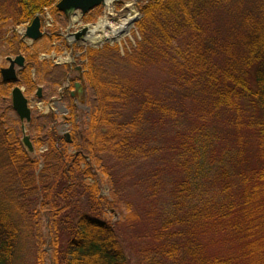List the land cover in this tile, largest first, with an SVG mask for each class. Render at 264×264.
<instances>
[{
    "label": "trees",
    "instance_id": "trees-1",
    "mask_svg": "<svg viewBox=\"0 0 264 264\" xmlns=\"http://www.w3.org/2000/svg\"><path fill=\"white\" fill-rule=\"evenodd\" d=\"M57 1L16 0L0 23L30 22L45 9L58 15ZM227 8L238 12L244 31L221 37L215 16ZM254 11L244 0L142 3L135 47L123 54L116 45L86 50L87 120L81 128L69 102L70 143L54 129L56 116L45 117L48 125L32 118L34 153L45 148L34 158L0 82V264H16L26 239L34 242L35 264H129L118 223L102 219L117 204L102 196L95 176L106 179L114 198L120 180L108 162L156 158L163 168L150 174L155 189L147 200L156 202L141 218L149 244L138 252L139 264H264V3ZM8 43V55L30 50L14 35ZM28 57L29 74L47 63ZM149 68L164 76L171 95L141 88L138 75ZM67 72L53 68L46 76L61 85ZM17 85L35 87L31 74L20 75ZM221 113L230 116V137L212 129ZM148 124L153 131L169 126L174 143H156L144 130ZM241 128L251 136L244 139ZM162 170L171 172L166 181Z\"/></svg>",
    "mask_w": 264,
    "mask_h": 264
},
{
    "label": "rangeland",
    "instance_id": "rangeland-1",
    "mask_svg": "<svg viewBox=\"0 0 264 264\" xmlns=\"http://www.w3.org/2000/svg\"><path fill=\"white\" fill-rule=\"evenodd\" d=\"M15 1L16 0H0V14L3 15L2 18L10 16L11 9L14 8L13 6ZM146 1L150 0H114L112 2L113 10L111 11V14L114 17L112 20H110V23L112 25L117 24L119 22V18L125 16L126 14H130L131 16H141L139 12V6ZM263 3L264 0H244V6L250 11L248 13H252L253 15L256 14V12L254 11L256 9V6ZM251 5L253 6L251 7ZM107 14L109 13L106 7L100 8L99 11H95L93 12V14H91V21H94L89 23H86V21H82V23L86 25L97 24L98 20L104 18ZM216 14V27L220 31L221 37L227 36L231 29H234L237 33H241L244 31V28L241 26L238 12H236L235 9L227 8L217 12ZM50 17L51 21L54 22V27L49 28L45 31L52 35V33L54 32L55 34L57 28L61 25L63 26L64 23L62 22L63 19L57 14H54L53 16L51 12ZM136 23L137 22H135V24L133 25L130 37H127L120 42L105 44L117 45L121 54H123L125 51H130L132 47H135L137 41L140 40V36L135 27ZM45 24L46 23L44 22V26ZM23 28L24 26H14V24L11 23L9 19L5 20L3 23H0V32H2L3 37L2 40L0 39L1 68H5L7 66L5 58H14V56L7 54V52L9 53V49L7 51V46L9 45L8 41L12 37L13 33L17 38L18 36H21L20 34ZM106 32H109V30H106ZM54 38L55 37L52 36L51 40L50 38L46 37L34 44H31V42L25 40V44H27L30 48V52H25V54L36 55L39 62H41L43 60L42 57L45 56V60L47 62L42 66L36 65V68H33L30 72L31 78L35 83L34 89L31 91H27L24 87L21 88L23 90L24 96L29 101V106L31 107V116L35 119H38L37 123H43L46 125L49 124V118L45 119V116L48 113L47 111L49 103L51 102V100H53L52 98H59V93L67 84V82L63 81L61 85H54L52 83L53 77L51 75H46L54 67L59 68L55 64H63L64 62H69V60H71L70 54H68V50L65 48V46H63V51V49H61L60 47L61 42L58 39L54 40ZM57 49H60L59 53H56ZM51 61L54 63V66ZM56 73L59 74L60 70L58 69ZM70 76L75 77V73H71ZM138 79L141 84V88L145 89L149 96L159 97L164 95H171L172 93L169 86L167 85V82L164 79V76L161 75L156 69H144L138 75ZM37 88H41L42 92L41 102L43 104L40 106V109L37 108ZM7 90H9V87L7 88ZM3 102L5 106H8V99ZM76 104L77 112L75 113V115H77L76 118L80 127L83 128L84 122L87 120L86 113L88 112V106L86 105V96H84L80 100V102L77 101ZM3 105L0 106V112L4 107ZM60 106L66 107L63 102H60ZM48 115L53 116L54 112L49 113ZM9 116L11 118H15L14 114L12 113H10ZM54 116L57 117L56 125L54 126L57 134L64 137V135L71 132V124L65 120L60 110H58V112H56ZM229 117L230 116L228 113H221L216 121L212 119V129L222 136L225 135L227 137H230L231 134L235 133V130L229 124ZM149 126V124L145 125L144 130L147 131L148 135H151V133L153 132V139L156 143L161 142L163 145H167L170 142L174 143V132L170 129L169 126H162L161 128L157 126L156 128H154V131L153 128H149ZM26 128V135L30 136L31 139L35 137L34 131H32L31 129L28 130V127ZM240 134L244 137V139H247V137L251 136L252 133L245 128H241ZM20 136L22 137V135ZM248 146L250 151L254 150L255 141H249ZM68 150L69 152H71L70 148ZM44 152L45 148L39 149L37 153H32L30 154V156L31 158H34L39 156V154H43ZM254 158L255 157H253V155H250L249 157L250 160H254ZM156 159H153L152 162L151 160H144L137 163L119 161L108 162V165L111 169L110 175L113 178L120 180V186H117L119 192L114 195V198L109 195V185H107L106 179L100 174H97L95 176L96 181L99 183L102 196L106 197L110 202H113L114 200L117 204L114 209L108 210L105 213L106 215H103L104 217L102 216V219H106V221L112 224L118 223L119 239L127 255L129 264H139L137 260V254L142 247L149 244V241L147 243L146 240L141 238L146 227L144 221H142L141 218H144L143 211L146 210L149 205H154V201L156 202V197L151 204H149L150 200H147V197L150 193V191L148 192L147 190H152L153 188L155 189L152 180H150V174L151 172H155L157 168H163L161 163L158 165L155 164ZM170 173L171 172L169 171L163 172L162 170L160 172V178L163 181H166ZM129 213L135 214L137 218L128 220L127 216L129 215ZM124 219H126L125 222ZM42 231L45 234V223H43L42 225ZM45 239L47 240V238ZM20 245L21 250L19 251V258L17 259L16 264H35L34 242L32 240L29 241L28 239H26L22 241ZM219 247L220 243L214 245V249H218ZM44 250L49 251L46 245H44Z\"/></svg>",
    "mask_w": 264,
    "mask_h": 264
},
{
    "label": "water",
    "instance_id": "water-1",
    "mask_svg": "<svg viewBox=\"0 0 264 264\" xmlns=\"http://www.w3.org/2000/svg\"><path fill=\"white\" fill-rule=\"evenodd\" d=\"M105 6V0H60L56 4V10L61 13L66 20L71 21V17L76 13H80L83 17L88 12L93 9ZM87 28H83L82 31L75 35L76 40L80 37L85 36L87 33ZM42 33L40 32V20L36 17L30 24V26L26 29L24 37L29 39L30 41H37L42 37ZM10 65L6 69L1 70L2 81L4 83L15 82L17 79L15 66L22 67L23 59L21 57H16L14 60L9 59ZM85 93V86L83 81L80 79L79 83H76L74 86V91L71 92V97L81 100ZM37 97H41V89L37 91ZM11 102L12 109L17 115L19 121L21 123L29 124L31 121V111L28 108L27 100L24 98L21 89L15 87L11 92ZM23 135L25 134L24 124L21 127ZM23 145L26 149L32 153L33 148L31 142L27 136H23L22 139ZM66 142L69 143V136H66Z\"/></svg>",
    "mask_w": 264,
    "mask_h": 264
},
{
    "label": "bare ground",
    "instance_id": "bare-ground-1",
    "mask_svg": "<svg viewBox=\"0 0 264 264\" xmlns=\"http://www.w3.org/2000/svg\"><path fill=\"white\" fill-rule=\"evenodd\" d=\"M113 0H109L106 9L108 10V13L104 18L100 19L97 24H93L92 26L88 27V33L86 37L83 39L84 43H87L91 47H98L100 45H103L105 43H114V42H120L121 40L130 37L131 30L133 29V25L138 19V16H131L130 14H126L125 16L119 18V22L115 25H112L110 23V20L113 19V15L111 14V11L113 10V6L111 4ZM100 8H105L104 6H101ZM99 8V9H100ZM99 11V10H98ZM91 12H88L86 14V17L91 21ZM106 30H109V32H106ZM75 53L80 52V48L76 47L75 48ZM71 66H78V61L76 59H72L70 61ZM82 71V75H83ZM0 77L2 79V75L0 72ZM17 81V79H16ZM15 81V82H16ZM19 81V79H18ZM18 84V82H17ZM40 109V107H37ZM31 111V107H30ZM46 116H49V111ZM45 116V117H46ZM33 118V117H32ZM55 126V123H54ZM29 140H31V137L26 135Z\"/></svg>",
    "mask_w": 264,
    "mask_h": 264
},
{
    "label": "flooded vegetation",
    "instance_id": "flooded-vegetation-1",
    "mask_svg": "<svg viewBox=\"0 0 264 264\" xmlns=\"http://www.w3.org/2000/svg\"><path fill=\"white\" fill-rule=\"evenodd\" d=\"M11 23H12V21H10ZM41 24H42V20H41ZM42 26V25H41ZM12 33V32H11ZM20 41L23 43V44H25V41H24V39H20ZM25 52L27 53L28 51L25 49V51H24V49L23 50H18L17 52H16V55H14V58H16V57H21L22 59H23V66H22V68H20V67H16L15 66V68H16V75H17V81L16 82H9V83H3L2 82V79H1V77H0V82H1V89H2V91H3V93H5L6 94V96L5 97H3V101H5V100H7V99H9V97H10V92H11V90L14 88V87H16V84H17V82H18V79H19V77H20V75H22L23 76V78H27L30 74H29V68H28V64H29V62H28V54L26 55L25 54ZM14 58H11V57H7V58H5V60H6V63H7V66L5 67V68H7L9 65H10V62L8 61L9 59H14ZM67 65H68V63H66ZM68 67H69V69L72 67L71 66V63L68 65ZM5 68H1V66H0V72H1V70L2 69H5ZM18 71V72H17ZM76 71H78V76H77V78H79V77H81V75H82V73H81V70H78L77 68H76ZM9 87V90H7V88ZM70 87H71V85L70 84H67L64 88H63V91L61 92V96H60V100H56L57 102V104H59L60 102H62V98H64V94H65V92L67 91V88L68 89H70ZM60 101V102H59ZM73 104H74V102H72ZM56 104V105H57ZM58 107H60V104L59 105H57V108ZM59 110H61V108H59Z\"/></svg>",
    "mask_w": 264,
    "mask_h": 264
}]
</instances>
